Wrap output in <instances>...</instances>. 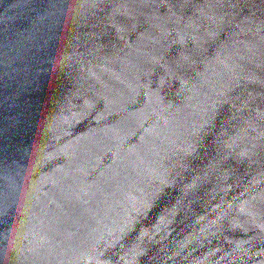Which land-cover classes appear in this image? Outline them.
<instances>
[{
  "label": "water",
  "instance_id": "95a60500",
  "mask_svg": "<svg viewBox=\"0 0 264 264\" xmlns=\"http://www.w3.org/2000/svg\"><path fill=\"white\" fill-rule=\"evenodd\" d=\"M0 264H264V0H0Z\"/></svg>",
  "mask_w": 264,
  "mask_h": 264
}]
</instances>
